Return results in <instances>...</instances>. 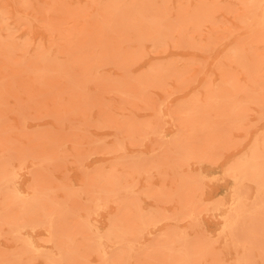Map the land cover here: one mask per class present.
Returning a JSON list of instances; mask_svg holds the SVG:
<instances>
[{"label": "rangeland", "instance_id": "rangeland-1", "mask_svg": "<svg viewBox=\"0 0 264 264\" xmlns=\"http://www.w3.org/2000/svg\"><path fill=\"white\" fill-rule=\"evenodd\" d=\"M257 1L0 0V264H264Z\"/></svg>", "mask_w": 264, "mask_h": 264}, {"label": "bare ground", "instance_id": "bare-ground-1", "mask_svg": "<svg viewBox=\"0 0 264 264\" xmlns=\"http://www.w3.org/2000/svg\"><path fill=\"white\" fill-rule=\"evenodd\" d=\"M255 13L253 15V20L256 23L262 24L264 22V0H258L257 4L255 5ZM235 182L237 181L236 177L234 176ZM234 202H237L235 199Z\"/></svg>", "mask_w": 264, "mask_h": 264}]
</instances>
